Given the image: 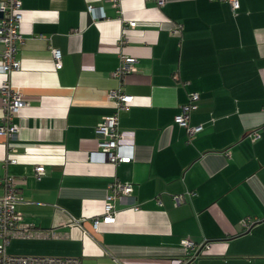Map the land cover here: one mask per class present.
<instances>
[{"label": "crops", "instance_id": "1", "mask_svg": "<svg viewBox=\"0 0 264 264\" xmlns=\"http://www.w3.org/2000/svg\"><path fill=\"white\" fill-rule=\"evenodd\" d=\"M20 2V65L0 87L7 80L24 104L16 136L0 135V179L20 182L16 209L33 234L12 238L7 253L179 264L190 239L197 251L207 242L191 264H264V0H238L236 12L227 0H119L121 12L109 0ZM121 55L136 59L121 85L133 100L118 113L133 159L114 165L94 154L107 139L95 128L116 112ZM193 93L187 123L202 130L190 137L174 118ZM2 112L0 94V125ZM114 180L138 207L117 201L116 221L95 231Z\"/></svg>", "mask_w": 264, "mask_h": 264}, {"label": "built area", "instance_id": "2", "mask_svg": "<svg viewBox=\"0 0 264 264\" xmlns=\"http://www.w3.org/2000/svg\"><path fill=\"white\" fill-rule=\"evenodd\" d=\"M114 7L119 9V0H109ZM158 7L165 5L166 0H155ZM233 12L239 8L238 0H227ZM121 12V10H118ZM87 12L93 19H103L104 14L98 13L92 6L87 7ZM0 74L6 75L12 71L19 69V61L16 58L17 47L21 42V35L19 33L22 22L21 2L20 0H1L0 1ZM135 22L130 21L128 25L133 27ZM181 28L176 25L174 31H179ZM54 62V68L59 69L61 63V53L54 49L51 51ZM136 59L133 57H126L121 55L119 57V64L113 73V76L118 81V87L109 93V99L113 100L116 105V112L112 115L105 116L102 122L95 128L99 135L107 137L106 140L98 142L95 155L101 162H109L114 165L119 163H130L133 159V149L130 144L122 143L120 141L122 134L118 129V113L119 111H126L133 97L126 94L122 90V83L124 78L133 72V64ZM1 101H2V123L0 125V135L5 137H15L17 132V125L13 123V118L19 112L24 102L20 94L14 91L8 81L5 80L0 87ZM198 95L193 93L189 96L188 102L181 107V111L175 116L174 122L188 129V135L194 136L200 132L202 128L195 126L188 127L189 112L196 108V100ZM253 138H257L256 132L252 133ZM14 152V151H13ZM7 163H17L16 159L9 157ZM36 179H40L45 174L43 166L34 167ZM19 181L6 176L0 179V185L3 187V194L0 196V264H81L79 258H61L48 256H17L7 253L6 248L12 238L30 236L33 234L31 227L22 224V215L17 211L16 206L21 202V187ZM185 199V195H176L173 197L175 205L180 204ZM126 202L128 206L137 208L138 204L132 196V187L122 184L114 180L107 189L105 196L103 213L92 219V227L95 231L98 230L100 223L113 224L116 221V202ZM75 225L79 222L75 221ZM245 230L250 229L254 225V221L250 218L240 223ZM183 247L186 250V256L179 264H191L196 254L207 246V242L201 243V249L197 251V246L193 240L184 239L182 241Z\"/></svg>", "mask_w": 264, "mask_h": 264}, {"label": "water", "instance_id": "3", "mask_svg": "<svg viewBox=\"0 0 264 264\" xmlns=\"http://www.w3.org/2000/svg\"><path fill=\"white\" fill-rule=\"evenodd\" d=\"M0 17H1V14H0ZM250 229H248L247 231H249Z\"/></svg>", "mask_w": 264, "mask_h": 264}]
</instances>
